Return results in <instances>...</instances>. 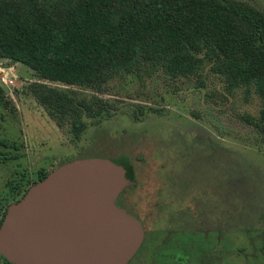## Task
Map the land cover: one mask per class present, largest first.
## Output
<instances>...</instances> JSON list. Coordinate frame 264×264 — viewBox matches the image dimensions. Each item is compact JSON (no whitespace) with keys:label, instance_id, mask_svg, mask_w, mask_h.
<instances>
[{"label":"rangeland","instance_id":"1","mask_svg":"<svg viewBox=\"0 0 264 264\" xmlns=\"http://www.w3.org/2000/svg\"><path fill=\"white\" fill-rule=\"evenodd\" d=\"M243 1L264 11V0ZM0 78L9 103H0V138L11 145L0 150L20 156L0 163L1 182L17 166L26 188L39 168L109 158L129 180L119 204L145 231L128 264H264V128L249 121L259 116L258 97L228 93L210 66L191 78L132 73L96 92L41 80L0 58ZM37 81L97 94L117 108L75 138L70 122L53 118L31 93ZM15 194L3 192L6 205ZM0 264L8 263L0 257Z\"/></svg>","mask_w":264,"mask_h":264},{"label":"trees","instance_id":"2","mask_svg":"<svg viewBox=\"0 0 264 264\" xmlns=\"http://www.w3.org/2000/svg\"><path fill=\"white\" fill-rule=\"evenodd\" d=\"M0 58L30 67L41 80L96 92L132 73L191 78L210 66L228 93L241 89L246 102L260 99L259 116L249 121L264 128V11L243 0H0ZM30 91L53 118L70 122L75 138L89 120L117 108L73 87L37 81ZM0 103L9 104L1 84ZM0 145L11 146L1 138ZM19 157L0 150V163ZM51 166L35 170L31 185L58 167ZM25 177L17 166L5 194L23 197ZM260 246L264 255V241Z\"/></svg>","mask_w":264,"mask_h":264},{"label":"water","instance_id":"3","mask_svg":"<svg viewBox=\"0 0 264 264\" xmlns=\"http://www.w3.org/2000/svg\"><path fill=\"white\" fill-rule=\"evenodd\" d=\"M128 183L124 168L101 156L54 168L9 206L0 254L13 264H128L145 237L117 204Z\"/></svg>","mask_w":264,"mask_h":264},{"label":"flooded vegetation","instance_id":"4","mask_svg":"<svg viewBox=\"0 0 264 264\" xmlns=\"http://www.w3.org/2000/svg\"><path fill=\"white\" fill-rule=\"evenodd\" d=\"M13 176V173L11 174V177ZM15 176H16V174H15ZM16 178V177H15ZM6 185H7V182H5V181H3V182H1L0 181V217H2L3 216V213H5V211H6V200L2 197L3 195H2V192H4L5 190H6ZM122 194V193H121ZM121 194H120V196L118 197V199H117V204L119 205V206H121L120 204H119V198L121 197ZM122 207V206H121ZM1 257V256H0ZM2 258V257H1ZM4 260V259H3Z\"/></svg>","mask_w":264,"mask_h":264},{"label":"built area","instance_id":"5","mask_svg":"<svg viewBox=\"0 0 264 264\" xmlns=\"http://www.w3.org/2000/svg\"><path fill=\"white\" fill-rule=\"evenodd\" d=\"M4 81H6V79L3 77L2 78ZM0 84H1V86L3 87V85H4V83H3V81L1 80V78H0Z\"/></svg>","mask_w":264,"mask_h":264}]
</instances>
